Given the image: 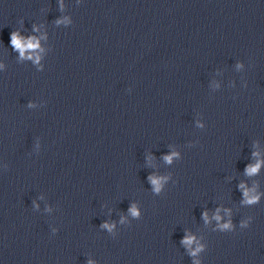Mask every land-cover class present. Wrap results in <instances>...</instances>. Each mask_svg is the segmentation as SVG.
<instances>
[{"label": "clouds", "instance_id": "obj_1", "mask_svg": "<svg viewBox=\"0 0 264 264\" xmlns=\"http://www.w3.org/2000/svg\"><path fill=\"white\" fill-rule=\"evenodd\" d=\"M12 44H13V46H14L15 48H17V49H21V51L23 50L24 45L21 44L20 39H19L15 34H13V37H12ZM27 47L32 48V47H35V45L29 43V44H27ZM166 159L170 161V160H171V157H166ZM251 171L255 172L256 169L253 168V169H251ZM153 183H156V181L153 180ZM134 214H135V213H134Z\"/></svg>", "mask_w": 264, "mask_h": 264}]
</instances>
